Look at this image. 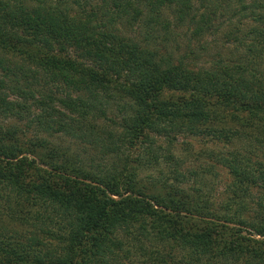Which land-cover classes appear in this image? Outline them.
I'll use <instances>...</instances> for the list:
<instances>
[{
  "label": "trees",
  "instance_id": "trees-1",
  "mask_svg": "<svg viewBox=\"0 0 264 264\" xmlns=\"http://www.w3.org/2000/svg\"><path fill=\"white\" fill-rule=\"evenodd\" d=\"M210 1L220 3L219 14L251 20L242 53L196 70L161 54L163 10L175 26L193 25L192 35L202 36L210 11L198 15L195 6ZM67 3L85 18L68 17ZM96 13L108 22L98 30L89 23ZM142 16L161 22L159 42L150 26L140 44L109 24ZM262 66L264 0H0V72L19 99L9 100L0 80V264H264ZM170 93L177 96L164 98ZM33 107L38 132L97 150L95 170L44 139H20L16 121ZM151 132L245 142L226 156L204 153L232 179L222 212L210 210L176 169L173 183L140 184L130 164L139 159L125 153L141 149L139 163L157 166ZM166 160L181 167L172 155Z\"/></svg>",
  "mask_w": 264,
  "mask_h": 264
},
{
  "label": "rangeland",
  "instance_id": "rangeland-1",
  "mask_svg": "<svg viewBox=\"0 0 264 264\" xmlns=\"http://www.w3.org/2000/svg\"><path fill=\"white\" fill-rule=\"evenodd\" d=\"M92 5L97 4L91 2ZM91 5V6H92ZM204 8L200 9L197 4L195 8L198 9V15L201 13H210V28L202 36L192 35L193 25H178L175 26V19L172 17L171 11L163 10L162 17L167 19V29L165 37L167 41L163 43L166 50L161 48V54H170L173 56L174 60L181 61L188 68L196 69H209L214 63L218 60L223 62H233L237 57V52L242 53V47L249 42L248 38L243 37L247 32L248 28L252 25V22L249 18H239L237 15L232 17V12L230 10L225 13L219 14L220 3L217 1H210L203 4ZM66 14L68 17H76L80 14V17L84 19V15L80 13V10L77 8L75 3L65 4ZM95 11V10H93ZM197 15V16H198ZM161 17V18H162ZM174 20H173V19ZM198 17H196L197 19ZM238 19L240 21L238 22ZM116 22V23H115ZM95 27V30H98L100 23L107 25V17L102 16L101 13H96V17L89 22ZM115 24V28L120 36L134 40L137 43L143 44L145 36H148L151 28H154L153 32L159 42L161 37H163L164 31L161 30L160 24L157 23H145V18L142 16L140 21L134 23H126L125 19H112L111 23ZM150 26V27H149ZM104 28V27H103ZM243 39V41H242ZM240 40L241 43H238ZM151 46V43L149 45ZM166 55V54H165ZM259 69L264 70V67H259ZM0 80L3 81L7 89L1 90L2 93H5L8 96L9 100L19 99L15 97L10 91V88L14 86V83H11L10 77H2V72H0ZM62 95L57 94V96ZM177 96L175 93L166 94L164 98L169 99ZM34 110V107H33ZM114 113V109H109L108 112ZM36 114V111H30L28 116L21 112V116H25L21 121H16L17 126L23 132L22 141L34 140L33 138L38 137L44 139L46 142L45 146H52L54 148H60L63 151H66V156L71 158L73 161L77 162V165H81L82 168L86 171L95 170L94 164L99 161L100 155L97 150L93 149L88 144H84L79 139H75L69 135L65 134H55L48 136L44 132H38L35 127V122L32 120L33 115ZM226 120V119H225ZM25 121L27 122V127L25 126ZM12 120L8 119L6 125H11ZM108 124V122H103ZM221 127L223 124H217ZM212 127H217L212 125ZM204 128V127H203ZM151 145L152 156L158 160V165L149 168L148 165L144 162L139 163L140 160H145V153L141 151L140 154L138 151L128 149L125 155L130 158H138V163H130L133 165L137 172V178L140 181V184H146V181H151L152 183H162V181L167 178V183L171 182L170 170L176 169V173L183 174L185 180H187V188H193L198 190L201 196V200L206 202L207 207L210 210L215 212H222V207L224 206L227 185L231 182V177L228 175L226 170H224L219 165L213 163L205 157V152L213 151L219 152L222 156L228 155V153L233 152V148H237L236 151H242L246 146L244 141L240 140L235 146H229L222 144L221 141H217L212 138L211 135L203 136H189L185 134H170V136L163 137L161 134L157 135L151 132ZM171 138V139H170ZM98 145H100L98 143ZM40 152L45 153V149L38 148ZM234 150V149H233ZM253 153L256 155L258 151L253 150ZM169 155H172L174 158H178L181 162V167H173V164H169L166 160ZM253 154H251L252 156ZM252 158H256L253 156ZM109 161V160H108ZM112 161V160H111ZM92 162V164H91ZM110 162V161H109ZM102 163H106L103 162ZM91 165V166H90ZM196 175L194 176V174ZM149 178L148 180H146ZM173 183V182H171ZM188 189H186L188 191ZM192 189V190H193ZM194 191V190H193ZM192 191V192H193ZM255 191H252V194L255 195ZM194 197L192 198L195 202V193L193 192ZM190 195V194H189ZM192 197V196H190ZM192 201V202H193ZM193 202V203H194Z\"/></svg>",
  "mask_w": 264,
  "mask_h": 264
}]
</instances>
